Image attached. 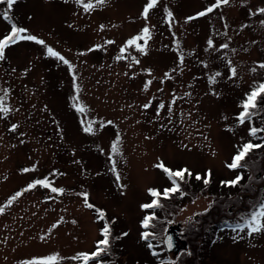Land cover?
<instances>
[{
	"label": "rangeland",
	"instance_id": "374dc122",
	"mask_svg": "<svg viewBox=\"0 0 264 264\" xmlns=\"http://www.w3.org/2000/svg\"><path fill=\"white\" fill-rule=\"evenodd\" d=\"M150 2L17 0L0 15V39L15 24L44 42L0 59V264H85L105 224L107 250L87 264H264V230L236 227L264 203V146L229 167L244 144L264 145V96L238 119L264 84V0H157L145 16ZM160 163L201 187L186 173L143 208L150 189L173 187ZM176 223L180 256L161 243Z\"/></svg>",
	"mask_w": 264,
	"mask_h": 264
},
{
	"label": "snow or ice",
	"instance_id": "6c2138e0",
	"mask_svg": "<svg viewBox=\"0 0 264 264\" xmlns=\"http://www.w3.org/2000/svg\"><path fill=\"white\" fill-rule=\"evenodd\" d=\"M4 2H6V4H7V10H5L3 13H0V15H3V17L5 19H9L10 18L9 12L12 9L13 5L15 3H17V0H0V3H4ZM98 2H103V0H98ZM156 2H157V0H151V2L146 5L145 10H144L145 16H147L148 10L151 9L156 4ZM219 2L227 3L228 0H219ZM91 7H92L91 4L85 5L86 10L88 8H91ZM207 11L208 12L212 11V8L209 7L207 9ZM260 11L264 12V9H260ZM205 14H206V12L198 13L199 16H203ZM169 15H171V13H169ZM189 19H192V17H190ZM26 31H27L26 29L17 27L15 24H13L11 26L10 33L8 35L4 36L2 39H0V59L3 58L4 50L6 47H8L11 44L17 43L20 40H33V41H37L40 44L44 43L42 40H37V38L35 36L24 35V33H26ZM143 32H144L145 36L149 35V31L147 28L143 29ZM130 43H135V40L130 41ZM209 43H211V41ZM48 54L54 55V56H59V54L54 52L51 48L48 49ZM59 59L63 60V57H59ZM64 62L67 63V61H64ZM262 67H264V65H262ZM262 96H264V84L257 86L255 89L252 90L251 93L248 94L246 101L243 103V110L238 117V119L240 120L241 123H243L246 119L250 118L251 109L256 108L257 100H258V98H260ZM145 107H147V105H145ZM78 110L81 112L84 111V109L82 107L79 108ZM7 111H9V109L7 107H4L2 105V102H0V112H7ZM84 131L91 133L94 130H93L91 124H88L87 126L84 127ZM250 131H251L252 135H255L258 130L253 128ZM259 131H264V129L259 130ZM262 146H264V145L252 144L251 142L244 144L241 147V149L238 151V153L233 157V162L229 165V167L233 168V169L241 167V161L245 158V156L252 149L259 148ZM113 150L114 151L118 150V148L115 144L113 145ZM157 167L163 169L164 172L173 181V187L166 189L163 192V196L168 197L170 193L176 192L179 190L178 184L176 183V178H179L182 180L184 178L185 174L187 173V169L173 171V170L165 167V165L163 163L158 164ZM25 171H27V169ZM188 175H191V173H188ZM200 178L201 177L197 176V179H200ZM239 180H240V177H237L235 180L229 181L226 183L236 184L239 182ZM205 183H208V180H205ZM52 191L57 192V191H62V190L53 188ZM149 192L153 197H159L161 195L160 192H158L157 190H154V189H150ZM86 195L87 194H85V196ZM88 206L91 207V205H88ZM156 206H158V200H156V199H153V201L150 204L142 205L143 208H153ZM260 207H261L260 212H254L249 219L245 220L243 225L237 224L236 227L237 228L247 227L250 230V234L252 232H259L261 230H264V221L261 220V218L264 217V203H262ZM101 218H103V213H101ZM152 219H153V217H151V216L146 217L142 222L143 226L145 228H147ZM102 235H103V239L98 241V246H97V249L95 252H93L91 254H87V253L80 254L79 258H82L83 261L85 262V264H87V262L90 259L100 256L101 253H103L104 251L107 250V246L109 245V235H110V228H109L108 224H105V226L103 227ZM124 235H127V234L125 233ZM149 236H150V233H148V232H144L142 234V238L145 240H147L149 238ZM167 244H168L169 248L172 247L171 237L167 238ZM149 247L151 248L152 245L149 244ZM55 259H56L55 257L46 258L42 262V264H54Z\"/></svg>",
	"mask_w": 264,
	"mask_h": 264
},
{
	"label": "trees",
	"instance_id": "16d2710c",
	"mask_svg": "<svg viewBox=\"0 0 264 264\" xmlns=\"http://www.w3.org/2000/svg\"><path fill=\"white\" fill-rule=\"evenodd\" d=\"M249 153H251V151H250ZM246 156H247V155H246ZM246 156H245V158H246ZM245 158H244V161H245ZM254 161H255V160H252V162H254ZM254 163H255V165H258L257 167L260 169V167H261V156H260V160L254 162ZM263 165H264V161H263ZM241 167H243V162L241 163ZM241 167H240V168H241ZM187 174H188V173H187ZM192 176H193V174H191V175H187V176H186L187 178H191V180H190V179L188 180V185H189L190 187H193V186L201 187L200 184L198 183L197 178H193L194 176H193V177H192ZM236 178H237V177H236ZM236 178H233L232 181L235 180ZM242 178H243V176L240 177V180H239L238 184L241 183ZM253 180L258 181L259 179L253 178ZM226 182H229V181L226 179V181H225L224 183H222V182L219 181L218 184H215V186L218 187V191H222V190H230L231 188L234 189L235 184H229V183H226ZM180 185H182V184H180ZM208 186H214V183H213V185L208 184ZM216 187H215V188H216ZM232 189H231V190H232ZM155 190H157V191L160 192V193L162 192V194H163V192H164L163 190H162V191H160V190H158V189H155ZM165 190H166V189H165ZM154 199L158 200V206L153 207L152 209H157V207L161 208L162 205L159 206V203H160V200H162V199H163V201H164L165 196L162 197V195H161V196H159V197H154ZM223 223H224V222H223ZM221 224H222V223H221ZM217 228H219V227H217ZM197 234H198V232H191V236H196ZM183 250H184V249H181V250L177 253L176 256H180V253H181ZM175 258H176V257H175ZM164 261L171 262L170 259H164ZM187 261H188V259H187ZM160 262L163 263V261H160ZM191 262H192V261H191ZM187 264H190V263H187ZM192 264H194V262H193Z\"/></svg>",
	"mask_w": 264,
	"mask_h": 264
},
{
	"label": "water",
	"instance_id": "95a60500",
	"mask_svg": "<svg viewBox=\"0 0 264 264\" xmlns=\"http://www.w3.org/2000/svg\"><path fill=\"white\" fill-rule=\"evenodd\" d=\"M179 223H176V224H168L165 229H164V232L162 234V237H161V242H162V246L164 248V250L166 252H172L173 255L177 254V252L184 248L186 246V241L184 238H182L180 236V233H179ZM168 237H171L172 239V247L169 248L168 247V244H167V238ZM177 241L179 242L177 244Z\"/></svg>",
	"mask_w": 264,
	"mask_h": 264
},
{
	"label": "flooded vegetation",
	"instance_id": "af4514ba",
	"mask_svg": "<svg viewBox=\"0 0 264 264\" xmlns=\"http://www.w3.org/2000/svg\"><path fill=\"white\" fill-rule=\"evenodd\" d=\"M262 170H264V166L262 167ZM261 173H262V172H260V174H261ZM260 174H259V175H260Z\"/></svg>",
	"mask_w": 264,
	"mask_h": 264
}]
</instances>
